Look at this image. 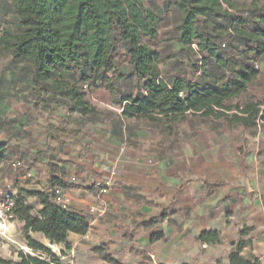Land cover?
<instances>
[{
	"label": "crops",
	"instance_id": "crops-1",
	"mask_svg": "<svg viewBox=\"0 0 264 264\" xmlns=\"http://www.w3.org/2000/svg\"><path fill=\"white\" fill-rule=\"evenodd\" d=\"M31 73L0 49V144H19L26 162L16 176L0 170L7 190H41L47 165L36 153L46 149L44 127L68 131L55 146L59 178L68 185L61 193L89 230L69 235L67 249L56 247L65 251L60 264H228L243 242L242 255L264 262V121L246 130L187 113L167 134L147 119L123 116L103 89L86 98L91 115L58 99L42 111ZM253 89L242 100L263 101L264 90ZM96 180H110L107 194L91 188ZM154 219L159 223L148 228ZM202 232L218 233L219 244L201 243Z\"/></svg>",
	"mask_w": 264,
	"mask_h": 264
},
{
	"label": "trees",
	"instance_id": "trees-1",
	"mask_svg": "<svg viewBox=\"0 0 264 264\" xmlns=\"http://www.w3.org/2000/svg\"><path fill=\"white\" fill-rule=\"evenodd\" d=\"M144 1L0 0V49L32 69L35 103L42 111L58 99L70 111L91 115L95 110L86 98L103 89L123 116L147 119L167 134L187 113L246 130L264 121V100H242L264 62V0H157L177 17L171 74L162 54L147 45L157 39L161 19ZM8 15L14 23L4 20ZM44 130L46 149L36 157L46 162V185L39 191L17 189L12 208L33 255L18 250L15 260L0 258V264H60L65 251L56 254L51 246L67 249L69 235L89 230L87 218L58 205L54 194L68 188L55 154L68 131L51 124ZM23 155L19 144H0V169L18 161L23 173ZM198 240L216 245L220 236L202 232ZM245 246L230 254L228 264H264L242 255Z\"/></svg>",
	"mask_w": 264,
	"mask_h": 264
},
{
	"label": "rangeland",
	"instance_id": "rangeland-1",
	"mask_svg": "<svg viewBox=\"0 0 264 264\" xmlns=\"http://www.w3.org/2000/svg\"><path fill=\"white\" fill-rule=\"evenodd\" d=\"M144 4L154 11L161 19L157 39L152 42H147V45L162 54L165 60L164 66L168 69V73L171 74V72L173 73L172 68L174 66L173 57L178 54L175 52L178 49L170 42L177 17L173 12L167 10L165 3L162 1L145 0ZM258 67L261 69V74L253 85V93H260V89L264 90V62L258 64ZM97 98L103 101L102 95H98ZM21 226L22 224L14 222L10 229L8 239H0L1 259L10 260L16 258V252L19 250V246L24 245L21 239Z\"/></svg>",
	"mask_w": 264,
	"mask_h": 264
},
{
	"label": "built area",
	"instance_id": "built-area-1",
	"mask_svg": "<svg viewBox=\"0 0 264 264\" xmlns=\"http://www.w3.org/2000/svg\"><path fill=\"white\" fill-rule=\"evenodd\" d=\"M21 163L18 161H13L10 164L9 171L12 175H18L19 168ZM74 181V179H72ZM4 176L0 170V239H8L10 229L13 225V214L12 208L14 206V196L15 193L11 190L5 189L4 185ZM111 182L110 180H96L93 183V187L98 191V194L105 195L109 192ZM54 194L56 195V203L62 207H66L62 193L59 190H55ZM51 249L54 253L59 254L58 248L51 246ZM19 250L23 251L26 254L33 255V252L26 246H19ZM146 264H158L155 263L152 259Z\"/></svg>",
	"mask_w": 264,
	"mask_h": 264
}]
</instances>
